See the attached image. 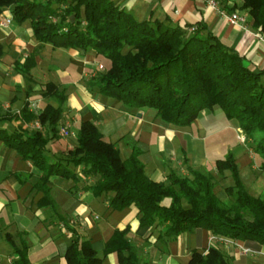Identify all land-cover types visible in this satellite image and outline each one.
Listing matches in <instances>:
<instances>
[{
  "label": "trees",
  "instance_id": "trees-1",
  "mask_svg": "<svg viewBox=\"0 0 264 264\" xmlns=\"http://www.w3.org/2000/svg\"><path fill=\"white\" fill-rule=\"evenodd\" d=\"M239 1L232 9L246 10L252 27L264 34V0ZM4 8L10 9L15 24L29 21L32 36L39 43L81 52L92 50L102 56L106 67L85 83L128 109L152 108L163 122L189 126L203 109L219 106L251 139L264 168V70L248 68L243 57L221 43L205 24H195L196 29L190 32L191 26L151 18L138 20L113 0H0V11ZM34 65L30 56L22 64L15 62L14 68L27 75ZM42 95L48 102L37 114L29 110L28 100L19 112L0 110V123L36 118L40 124L41 128L33 131L21 126L8 131L0 126V140L41 171L32 186L42 193L39 207L56 213L50 195L52 177L77 184L85 176H95L94 183L85 189L103 197L112 210L134 206L139 228L159 226L161 241L206 229L240 240L254 250L264 247V197L248 192L232 152L214 161L216 172L232 181L225 187L229 200L216 195L215 177L208 169L186 165L187 176L171 171L165 181L152 180L145 173L136 145L122 159L116 145L105 141L92 121H81L73 148L49 160L48 143L60 137L58 123L67 94L65 88L48 81ZM166 198L168 204L163 202ZM68 229L66 264H102L103 257L91 242ZM128 231V227L115 229L104 243L103 256L115 253L117 264H148L138 257ZM24 234L18 232L17 240L9 232L4 234L14 255L11 264H31ZM186 264H230V260L221 249L211 246L206 253L192 251Z\"/></svg>",
  "mask_w": 264,
  "mask_h": 264
},
{
  "label": "crops",
  "instance_id": "crops-1",
  "mask_svg": "<svg viewBox=\"0 0 264 264\" xmlns=\"http://www.w3.org/2000/svg\"><path fill=\"white\" fill-rule=\"evenodd\" d=\"M214 1L226 14L244 11L246 23L228 22L206 0H113L138 20L158 19L178 26L203 23L221 43L241 55L248 68L256 72L264 70V34L252 27L246 10L232 9L235 4H240L239 0ZM9 13L10 9L4 8L0 16ZM30 56L35 65L29 74L15 70V62L22 64ZM98 63L103 65L107 61L92 50L81 52L37 42L29 21L21 25L13 21L0 25L1 112H19L24 100H28L29 110L37 114L48 102L42 92L45 83L51 81L65 88L67 94L58 129L69 123L76 132L81 121H92L103 139L116 145L122 159H126L131 146L136 145L140 149L139 159L144 164L145 173L154 181H165L171 171L187 176L186 165L208 169L216 177L214 161L232 152L248 192L264 197L261 160L255 165V153L251 147L237 139L238 133H242L237 122L228 119L219 106L203 109L189 126L163 122L152 108L128 109L120 101L89 89L85 82L94 74ZM36 122V118L29 122L13 120L0 123V126L8 131L17 126L33 131L41 128L35 125ZM75 144L76 140L61 137L50 140L48 157L54 160L56 155L66 154L69 145ZM40 175L41 171L32 161L22 159L0 140V264H11L14 258L4 239L5 232L17 240L16 234L20 231L25 232L31 264H66L64 253L70 241L68 228H73L81 238L91 242L97 254L101 253L102 256H98L103 257L102 264H117L116 254L103 256L102 249L115 229L125 227L129 228L127 237L135 245L138 257L148 264H186L192 251L206 253L211 246L221 249L230 264H264L261 256L264 247L255 250L254 254H238L230 244L212 243V233L206 229L182 232L174 240L161 241L159 226L139 228L134 206L121 211L112 210L103 197H95L85 189V185L94 183L95 176H85L77 184L60 176L52 177L49 186L56 213L48 207H39L37 201L42 193L32 186ZM228 178L221 180L219 189L222 194L214 188L221 200L227 198L225 187L230 183L224 182H228ZM163 202L168 204L169 199Z\"/></svg>",
  "mask_w": 264,
  "mask_h": 264
},
{
  "label": "built area",
  "instance_id": "built-area-1",
  "mask_svg": "<svg viewBox=\"0 0 264 264\" xmlns=\"http://www.w3.org/2000/svg\"><path fill=\"white\" fill-rule=\"evenodd\" d=\"M207 4H209L211 7L216 9L220 14H222L226 20L232 24H241L244 25L246 23L247 17L246 13L244 11L240 12L239 10H235V12L231 14L224 13V10L218 5V3L214 0H206ZM12 23V14L9 13L6 16L1 15L0 16V25H6ZM196 29V26H191L189 28L190 32H193ZM98 70H103L104 66L101 63L97 64ZM38 128L40 127L39 122H36L35 124ZM59 135L60 137L67 139L68 137L75 136V132L71 129V126L69 123H66L65 125L61 126L59 128ZM240 141H244V137L240 138ZM69 148H73V145H69ZM210 241L212 243L216 244H223V245H232L238 254H252L256 251L250 247H247L243 244H241L238 240L232 239L226 236L221 235H215L211 234Z\"/></svg>",
  "mask_w": 264,
  "mask_h": 264
},
{
  "label": "rangeland",
  "instance_id": "rangeland-1",
  "mask_svg": "<svg viewBox=\"0 0 264 264\" xmlns=\"http://www.w3.org/2000/svg\"><path fill=\"white\" fill-rule=\"evenodd\" d=\"M104 65V68L106 67V64H103ZM94 72V74L95 73H97V71H98V69L96 68H94V70H93ZM1 110V109H0ZM73 129V128H72ZM242 137H244V141L243 142H241L240 141V138H242ZM62 138V137H61ZM237 139L241 142V144L243 143V144H247L248 143V147H251V149H252V151H253V153H254V148H253V143H252V141H251V139H249V138H247L244 134H243V132L242 133H238V135H237ZM67 140H71V141H73L74 142V140H75V136H71V137H68L67 138ZM48 152V151H47ZM46 152V155L48 156V153ZM249 154H250V152H249ZM48 159L50 160V158L48 157ZM259 159H260V157L258 156V155H256L255 154V165H258L259 164ZM215 175H216V177H215V188H216V190H217V193H220V194H222V192H220V187H222V184H220L221 183V180H223V178L218 174V173H216L215 172ZM227 181L228 182H224V184H226V183H230L231 184V180L228 178L227 179ZM223 184V185H224ZM231 197L230 196H228L227 195V198H226V200H229ZM245 217L246 218H250V215H248V214H246L245 215ZM254 254V253H253ZM98 255H100V256H102L101 255V253H99ZM112 256L115 258V254H112ZM261 256H262V258H264V253L263 254H261Z\"/></svg>",
  "mask_w": 264,
  "mask_h": 264
}]
</instances>
